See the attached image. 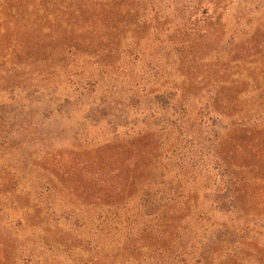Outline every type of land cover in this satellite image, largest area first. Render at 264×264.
Masks as SVG:
<instances>
[{
    "label": "rangeland",
    "instance_id": "rangeland-1",
    "mask_svg": "<svg viewBox=\"0 0 264 264\" xmlns=\"http://www.w3.org/2000/svg\"><path fill=\"white\" fill-rule=\"evenodd\" d=\"M95 1L104 4L103 16L71 20L77 29L23 30L22 18L4 34L8 39L0 38V264H103L91 181L109 171L93 164L97 150L84 138L104 149L117 138L108 123L119 126L121 137L144 94L186 90L180 100L193 119L210 105L206 119L226 128L247 117L263 91L264 56L256 65L249 56L264 45V0H220L230 5L221 36L203 25L195 0ZM95 18L105 20L99 33L78 31L85 22L101 26ZM236 30L246 36L230 46ZM44 37L51 38L36 46ZM67 97L62 119L49 101ZM223 99L232 107L229 117L218 118L226 112Z\"/></svg>",
    "mask_w": 264,
    "mask_h": 264
},
{
    "label": "trees",
    "instance_id": "trees-1",
    "mask_svg": "<svg viewBox=\"0 0 264 264\" xmlns=\"http://www.w3.org/2000/svg\"><path fill=\"white\" fill-rule=\"evenodd\" d=\"M101 3L0 0V38L8 39L4 34L22 18L28 19L23 30L40 28L56 34L61 24L68 30L77 29L70 21L103 16ZM193 3L205 15L203 25L217 29L221 36L230 5L220 0ZM35 16L42 22L33 20ZM95 19H102L101 26L97 28L96 21L85 22L78 31L99 33L105 20ZM236 31L228 41L230 46L246 36ZM50 38H42L36 46ZM252 51L250 64L256 65L264 56V45ZM125 76L132 79L133 73ZM258 89L254 86L256 92ZM35 93L32 91V96ZM182 96L185 101L188 91L176 86L159 97L157 92L144 94L145 104L135 119L126 118L121 137L119 126L108 123L117 138L104 149L96 139L84 138L93 153L97 150L93 164L109 171L91 181L96 189L92 205L99 211L93 217L94 233L104 242L96 248L104 252L102 263L264 264V88L248 116L226 128L220 127L218 120L206 119L210 105L193 119L187 102L180 100ZM164 97L168 100L163 101ZM70 100H50L55 105L53 113L63 119ZM223 105L226 112L218 118L229 117L231 101L223 99ZM72 139L80 141L76 134ZM103 155L109 156L106 162H102ZM76 215L73 212L69 217ZM86 224L87 220L81 225L85 228ZM44 233L47 235V230ZM29 259L34 261L33 256Z\"/></svg>",
    "mask_w": 264,
    "mask_h": 264
}]
</instances>
